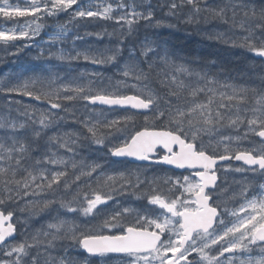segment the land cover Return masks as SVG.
Segmentation results:
<instances>
[{"label":"snow or ice","instance_id":"6c2138e0","mask_svg":"<svg viewBox=\"0 0 264 264\" xmlns=\"http://www.w3.org/2000/svg\"><path fill=\"white\" fill-rule=\"evenodd\" d=\"M62 15L113 30L73 33L68 52L59 24L36 44L38 21ZM212 21L240 30L204 36L242 49L237 62L247 72L233 76L219 59L184 55L159 34L141 38V28ZM88 36L109 44L76 50ZM0 44L10 55L37 49L27 69L0 78V264H80L70 255L77 249L127 264H264V183L237 182L239 207L229 208L218 175L264 179V75L251 74L257 59L264 71V0H0ZM80 60L111 65L119 78L57 79L55 67ZM69 116L78 132L60 130ZM128 191L140 208L118 198ZM26 210L46 214L40 229L27 230Z\"/></svg>","mask_w":264,"mask_h":264},{"label":"trees","instance_id":"16d2710c","mask_svg":"<svg viewBox=\"0 0 264 264\" xmlns=\"http://www.w3.org/2000/svg\"><path fill=\"white\" fill-rule=\"evenodd\" d=\"M11 2H15V0H10ZM19 2L23 5V0H19ZM152 3H155L156 0H151ZM166 11V9H165ZM39 23L43 24L44 27L41 29L40 34L37 36V40H40L39 43L41 46H44L43 42L49 39V34L54 33L56 27L59 24H65L68 29V38L65 39L59 46L63 47L65 51L73 52V44H72V35L73 33H79L81 36L85 32H98L101 31L102 28H106L107 31L111 32L113 30V26L110 23H105L103 25H98L95 23L87 24H77V23H69L67 16H60L59 20H40ZM171 23H175V21H170ZM6 26H12L8 24ZM214 29L215 31L225 33V37L235 38L242 35L239 29L229 30L225 25H223L219 21H212L207 25L201 24L200 26L197 25H179L176 29H144L141 28V38L145 33L155 37V34H159L160 37L169 41V47L175 48L180 50L182 54L189 55V56H198L201 59H219L222 61L227 68L235 69L237 71H233L232 75L236 76L238 72L244 73L247 72L248 69L243 65L238 63L237 61L242 60L243 57L239 55L243 50L242 49H233L229 45H224L223 43L216 41V40H207L204 36V33L207 32L211 34V31ZM43 34L44 36L39 38ZM114 39V38H113ZM109 44V38L105 36L102 40H97L94 36L84 37L83 40L76 41V50L84 51L87 48L91 47L92 49H103L105 46ZM2 47L3 45L0 44ZM55 50V48L53 49ZM235 53V55H233ZM37 55V49L35 47L31 49H24L22 52L17 55L18 59L11 60L8 57L4 62L0 64V78H3L6 74L11 76L14 73H18L27 69L34 61L33 57ZM16 57V55H15ZM125 59H127V53L124 54ZM123 62V61H121ZM249 62H252L249 60ZM255 68L252 70L251 74L256 76L264 75V71L261 70L260 61L257 59L254 61ZM71 68L73 71H69L68 69ZM101 72L105 77H112L113 79H118L119 77L115 75L117 69L113 68L111 65H105L102 67L94 66L90 62H85L83 60L75 61L70 66L60 64L54 68V72L58 73V80H62L64 83L68 82L70 77H79L82 73L85 74L81 83H87L88 76L87 73L92 72ZM37 73L33 72H25L24 78L27 79L29 76H35ZM43 85H37V87H42ZM255 86H259V81H257ZM14 99H21L20 97H14ZM22 103L28 104L31 103L34 106H42L36 105L31 98H22ZM6 102L3 98H0V108L5 106ZM79 115V113H76ZM15 116L16 114L13 113ZM63 115V113H61ZM22 119V117H21ZM62 132H78L79 130L73 125L72 117L69 116L67 118L66 123L60 129ZM254 139V137H250ZM258 143V141H257ZM87 159V162H92L96 159L95 156L89 157L87 152L83 153ZM134 168L135 165H132ZM154 169L162 170L161 167L152 166ZM157 174H160L158 171ZM152 175V173H149ZM247 177H254L251 174H247ZM260 178L259 176H255L254 178ZM248 179L246 182H248ZM250 183V181H249ZM252 183V182H251ZM256 184H260L259 182H255L251 184L255 186ZM122 203L127 204L126 206L140 208L141 204L144 203L143 200H137L136 196L132 195L131 191L124 193L123 196L118 197ZM226 201L225 203H227ZM45 213H41L38 216H31L29 211L26 210L23 214L20 215L21 220H26L28 222L27 230L29 232H34L37 229H40L41 224L44 222ZM18 225V229H19ZM70 255L74 257L80 264H127V260L124 259L122 255H113L109 254L107 256H89L88 254L84 253L82 250H74L70 252Z\"/></svg>","mask_w":264,"mask_h":264},{"label":"rangeland","instance_id":"374dc122","mask_svg":"<svg viewBox=\"0 0 264 264\" xmlns=\"http://www.w3.org/2000/svg\"><path fill=\"white\" fill-rule=\"evenodd\" d=\"M11 2V1H10ZM44 35L43 34H41V36L39 37V38H41V37H43ZM37 38V36L34 38V42L37 44V43H39L40 42V40H37L36 39ZM9 53H12V52H15V49L13 50V49H11V48H9ZM9 54L8 53H4V51H2V50H0V58H2V57H5V56H8ZM239 207V205L236 207V208H238ZM229 208H234V207H229Z\"/></svg>","mask_w":264,"mask_h":264},{"label":"water","instance_id":"95a60500","mask_svg":"<svg viewBox=\"0 0 264 264\" xmlns=\"http://www.w3.org/2000/svg\"><path fill=\"white\" fill-rule=\"evenodd\" d=\"M159 151V150H158ZM242 163V162H241ZM164 166H166V167H169V168H172L171 166H168V165H164ZM175 170H182V169H175ZM182 171H184V170H182Z\"/></svg>","mask_w":264,"mask_h":264}]
</instances>
